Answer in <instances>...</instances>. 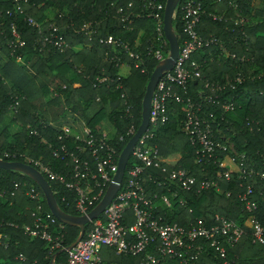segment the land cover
Returning a JSON list of instances; mask_svg holds the SVG:
<instances>
[{
  "label": "trees",
  "instance_id": "16d2710c",
  "mask_svg": "<svg viewBox=\"0 0 264 264\" xmlns=\"http://www.w3.org/2000/svg\"><path fill=\"white\" fill-rule=\"evenodd\" d=\"M129 1H133L132 10L140 14L133 15L131 23L121 21V15L116 14L118 7L125 11ZM148 1L28 0L23 6L24 14L10 16L6 9L13 7L12 0H0V150L23 153L30 159L26 161L17 156L13 161L35 167L34 161L40 159L56 172L69 171L70 159L55 157L52 151L62 144L73 147L71 135L65 137L52 127V123L60 126V120L62 123L64 118L65 122L66 119L68 122L83 120L99 136L101 131L107 130L106 138L115 146L119 156L132 137L125 134L127 126L133 122L137 129L141 122L142 98L150 74L158 64L148 51L162 44L156 31V19L148 16L152 8L144 6ZM153 1L162 2L165 7L166 0ZM232 1L235 8L227 0H203L205 12L198 26L199 33L203 37L219 38L224 48L210 46L192 56L200 64L201 77L188 82V91L197 104L201 103L197 95L199 90L214 95L218 103L202 102L199 112L206 117L209 113L215 116L211 138L219 143H231L234 152L245 155L246 164L264 172V0H261V7L256 0ZM164 7L159 12L162 19ZM49 10L53 17L49 18ZM212 14L221 18L213 19ZM25 16H31L40 26L29 25ZM240 18L245 19L242 25L236 23ZM51 23L59 27L63 42L68 44L63 50L51 43L42 49L38 46L40 32L44 33ZM87 23L94 30L91 35L82 29ZM127 24L129 29L125 27ZM172 24L181 43L179 5ZM13 25L25 42L21 47L10 46ZM107 34L119 38V43L127 42L142 59V64L136 67V59L129 58L124 52H120L123 63L105 60V56L120 50L116 44L99 43V37ZM162 40H166L164 33ZM164 49H169L167 40ZM102 74L110 77L107 84L96 79ZM223 103H232L234 107L225 111L221 106ZM127 106L131 108V117L126 113ZM168 109L169 121L158 126L150 138V144L157 147L158 159L167 171L149 167L143 174L146 191L158 196L166 194L172 200L171 208H162L158 204L157 215L164 221L177 222L184 227L194 226L198 220L211 224L215 215L229 218L241 226L244 233L232 247H227L228 257L239 264H264V244L251 241L252 229L248 223L254 216L264 225V200L261 197L264 181L255 175L242 176L235 166L229 170L226 164H219L218 160L225 158V152L216 150L213 157L198 162L196 146L182 129L184 104L172 101ZM13 124L19 130H10ZM121 135L124 139L119 141ZM131 157L125 171L132 165ZM174 169H186L197 183L215 181L219 190L215 187L198 190V185L183 190L174 182L159 185L160 181L168 183V172ZM226 170L230 171L229 179L224 176ZM43 175L60 209L77 215L73 205L74 193L63 183ZM248 185L254 187L251 198L256 201L257 208L253 211L247 210L239 197ZM31 186L41 194L43 212L50 214L43 192L29 175L0 168V188L14 191L13 195L9 193L5 199H0V264H59L66 258V253L61 252L52 263L50 242L24 232L23 226L32 225L34 221L31 209L36 201L28 196ZM168 187L171 192L167 191ZM174 191L177 196L173 195ZM179 198L185 204H179ZM57 227L63 234L65 245L79 235L80 229L76 225L58 220ZM198 242L205 248L207 245V250L197 260L198 264L221 263V257L214 247L209 246V241ZM105 252H108L107 259L119 264H135L137 261L134 256ZM20 254L24 256L23 260H20Z\"/></svg>",
  "mask_w": 264,
  "mask_h": 264
},
{
  "label": "built area",
  "instance_id": "2783aa9c",
  "mask_svg": "<svg viewBox=\"0 0 264 264\" xmlns=\"http://www.w3.org/2000/svg\"><path fill=\"white\" fill-rule=\"evenodd\" d=\"M227 2L230 6L236 7L232 0H227ZM12 3L13 7L6 9L8 15L24 14L23 6L28 3V0H12ZM178 5L183 34L181 43L178 42V56L173 67L164 71L155 85L148 126L139 136L130 153L132 165L125 171V180L123 177L120 188L104 210L85 224L83 235L78 240L76 238L70 243L73 245L68 247L70 244H64L63 234L58 230L57 218L51 211L50 214L43 212L40 192L34 186L28 190V196L36 201L35 207L31 209L34 221L32 225H24L23 229L27 235L50 242L52 263H54L57 254L64 252L66 258L59 264H119L106 258L108 252L105 251L108 250L117 255L134 256L137 258L135 264H198L199 256L207 250V245L205 248L203 244V247L198 240H207L210 243L209 246L214 247L221 257L220 264H239L228 257L227 247H232L242 236L244 230L241 226L220 215H215L211 224H205L202 220H198L194 226L189 227H184L177 222L164 221L157 215L156 208L158 204L162 208H171V198L166 194L158 196L157 193H150L146 191L143 184V174L146 168L154 167L163 172L167 171L158 159L157 147L150 144V138L153 137L158 126L169 121L168 105L172 101L184 104L185 116L182 120V129L189 137L190 142L196 146L198 162L213 157L216 150L225 152V158H228L231 164L239 168L242 176L255 175L264 181V172L255 170L246 164L245 155L234 152L231 143H219L211 138V127L215 116L209 113V116L206 117L200 115L199 112L202 102L218 103L214 95L199 90L197 95L201 103L198 104L189 95L188 82L196 81L201 77L200 64L192 56L210 46H218L220 49L224 47L219 38L212 35L203 37L199 33L198 26L205 12L203 0H179L173 18L176 17ZM144 6L152 8V12L148 13V16L156 19V31L162 41L157 49L148 51V54H151L159 63L166 58L169 51V49H164L166 40H162L163 19L159 13L164 4L149 0ZM132 7L133 1H129L125 6V11H123V7L117 8L116 14L121 15V21L131 23L133 15H140L135 13ZM212 18L220 19L221 17L212 14ZM25 20L31 26H40V23L31 16H25ZM244 22L245 19L240 18L236 23L242 25ZM125 27L129 29V24ZM82 29L90 35L94 32L90 23L84 25ZM11 30L13 40L10 46H23L25 42L20 38L15 25ZM40 33V37L37 39L40 49L50 46V43L61 50L68 46L63 42V34L55 23L49 24L47 30ZM98 41L101 44L119 46L120 50L105 56V60H117L123 63L120 52H124L129 58L136 59L134 63L136 67L142 64V59L130 49L127 42L120 41L119 43V38L111 34L100 36ZM17 59L20 60V57ZM101 71L104 72L103 69ZM96 79L105 84L111 80L107 74H102ZM205 86H208V83ZM216 88L220 89L218 85ZM221 106L225 111L234 107L232 103H223ZM130 109V106L126 107V113L131 117ZM80 124L81 127H79ZM52 127L61 131L65 137L71 135L72 148L65 144L59 148H53L50 144L55 157L64 160L70 159V169L69 171L56 172L48 165L43 164L40 159L34 161L35 168L42 174H46L51 180L63 183L71 190L74 193L73 205L77 215H87L101 200L117 170L119 156H117L116 148L107 140V130L101 131L100 136L94 134L81 119H75L72 122H68L66 119L65 122L63 118L62 123L60 120V126L58 123L56 125L52 123ZM136 130L134 123L130 122L125 134L133 136ZM31 132L35 133V130H31ZM123 139L124 136L121 135L119 141ZM17 156L30 161L23 153L0 150L1 160L13 161ZM225 158H219L218 163L225 164ZM224 176L229 179L230 171L226 170ZM166 180L168 183L160 181L159 185L165 186L174 182L183 190H190L195 185H198V190L211 187L219 190L215 181L203 180L197 183L196 178L188 175L186 169L171 170L168 172ZM14 184L18 185L16 182ZM167 191L171 192V187H168ZM9 193L13 195L14 191L0 188V199H5ZM253 194L254 187L252 185H248L245 191L239 194L240 200L249 211L257 208L256 201L251 198ZM173 195L177 196V191H174ZM261 197L264 200L262 192ZM178 202L181 205L185 204L182 198H179ZM248 223L252 229L251 241L264 244V225L254 216L249 218ZM19 258L23 260L24 256L20 254Z\"/></svg>",
  "mask_w": 264,
  "mask_h": 264
},
{
  "label": "water",
  "instance_id": "95a60500",
  "mask_svg": "<svg viewBox=\"0 0 264 264\" xmlns=\"http://www.w3.org/2000/svg\"><path fill=\"white\" fill-rule=\"evenodd\" d=\"M179 0H166L164 13H163V31L164 36L169 45V51L166 58L160 61L150 74L149 80L147 82L145 93L142 98V109H141V122L135 132V134L128 140L124 148L119 154L118 157V167L112 177V180L105 191L103 197L98 202V204L84 216L70 215L63 212L57 204V201L53 195L52 189L49 182L43 176V174L37 170L34 166L28 163L21 161H6L0 159V168L6 170H19L27 175H29L40 187L41 191L44 194L45 201L51 213L64 224L76 225L80 228V233L76 240H78L84 233L85 224L94 217L98 216L105 208V206L112 200L116 192L121 186L124 174L126 163L130 157V153L135 145V142L139 136L144 132L148 126V117L152 101V95L155 88V85L164 71L170 70L178 56V40L173 29V13L178 4ZM70 244L68 247H70Z\"/></svg>",
  "mask_w": 264,
  "mask_h": 264
},
{
  "label": "rangeland",
  "instance_id": "374dc122",
  "mask_svg": "<svg viewBox=\"0 0 264 264\" xmlns=\"http://www.w3.org/2000/svg\"><path fill=\"white\" fill-rule=\"evenodd\" d=\"M223 1V0H222ZM256 2L258 3V6H262L263 5V2L261 1V0H256ZM53 12L52 13H50V10H49V13H48V16H49V18H50V16H52L53 17ZM123 71L125 72L126 71V69H123ZM69 116V115H68ZM71 120V119H70ZM12 129V128H11ZM13 129H15V128H13ZM225 164H226V166H228V167H232V165H231V163H230V161H229V159L228 158H225Z\"/></svg>",
  "mask_w": 264,
  "mask_h": 264
},
{
  "label": "crops",
  "instance_id": "0c3cea01",
  "mask_svg": "<svg viewBox=\"0 0 264 264\" xmlns=\"http://www.w3.org/2000/svg\"><path fill=\"white\" fill-rule=\"evenodd\" d=\"M79 127H81V124H80ZM11 128H12V129L15 128V129H13V131H17V130H19L18 126L15 125V124L11 125L10 130H11ZM231 165H232V167H228V166H227V167L229 168V170H232V169L234 168V165H233V164H231ZM79 229H80V228H79ZM79 233H80V231H79Z\"/></svg>",
  "mask_w": 264,
  "mask_h": 264
}]
</instances>
